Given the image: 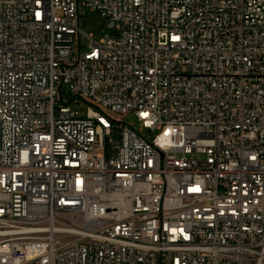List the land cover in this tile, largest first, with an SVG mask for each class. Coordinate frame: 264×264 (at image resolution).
<instances>
[{"label": "built area", "instance_id": "1", "mask_svg": "<svg viewBox=\"0 0 264 264\" xmlns=\"http://www.w3.org/2000/svg\"><path fill=\"white\" fill-rule=\"evenodd\" d=\"M0 264H264V0H0Z\"/></svg>", "mask_w": 264, "mask_h": 264}, {"label": "rangeland", "instance_id": "2", "mask_svg": "<svg viewBox=\"0 0 264 264\" xmlns=\"http://www.w3.org/2000/svg\"><path fill=\"white\" fill-rule=\"evenodd\" d=\"M80 29L82 30L80 45L83 50H87L90 40L86 35H89L94 40L99 41L104 36V33L107 30V21L99 11L88 6H82L80 8ZM64 98H69V95L66 93V87H64ZM71 106L85 115L87 107V104L85 102H72ZM115 117L116 119L124 121L125 123L131 125L133 128L141 132H146V130L142 128L141 123L138 121L137 117L132 113L126 115L116 114Z\"/></svg>", "mask_w": 264, "mask_h": 264}]
</instances>
